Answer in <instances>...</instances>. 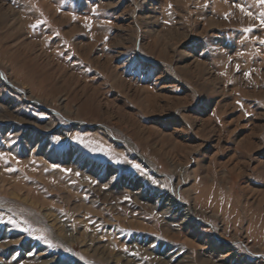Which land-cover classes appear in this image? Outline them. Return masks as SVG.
<instances>
[{
    "label": "rangeland",
    "instance_id": "obj_1",
    "mask_svg": "<svg viewBox=\"0 0 264 264\" xmlns=\"http://www.w3.org/2000/svg\"><path fill=\"white\" fill-rule=\"evenodd\" d=\"M261 14L0 0V264H264Z\"/></svg>",
    "mask_w": 264,
    "mask_h": 264
},
{
    "label": "bare ground",
    "instance_id": "obj_2",
    "mask_svg": "<svg viewBox=\"0 0 264 264\" xmlns=\"http://www.w3.org/2000/svg\"><path fill=\"white\" fill-rule=\"evenodd\" d=\"M1 54V53H0ZM5 54V53H4ZM3 56V55H2ZM13 56V55H12ZM4 57V56H3ZM9 58V57H8ZM12 59H10V61H11ZM19 61V60H18ZM6 65V64H5ZM9 67V66H8ZM18 67V66H17ZM20 67V66H19ZM22 67V66H21ZM0 76L2 77V79L3 80H7V81H9L8 80V77H7V75H6V73L3 71V70H1L0 69ZM14 76V75H13ZM15 79V78H14ZM12 80V79H11ZM13 81V80H12ZM17 83V82H16ZM29 94V93H28ZM31 94V93H30ZM30 96H33V95H30ZM33 98V97H32ZM35 100H37V101H39L40 99H38V98H35ZM196 151V150H195ZM192 152H194V151H192ZM197 189V188H196ZM200 191V193H199V195L196 197V202H185V203H183V204H185L186 206H185V209L187 210V214H188V216H190V214H191V212L192 211H195L196 210V205H197V203L198 204H202V203H204L205 201H206V198H205V191L203 190V189H200L199 190ZM174 198V197H173ZM177 201L179 202V203H182V201H180L179 199H177ZM179 203H176V202H174V201H172V200H168V202H167V205H169V208H171V209H174V210H176V208L177 209H179ZM193 213V212H192ZM186 217H187V215H186ZM248 224V223H247ZM251 227H252V229H253V234L254 235H256V236H262L263 234H264V220H262L261 219V217L260 216H258L257 218H256V220L251 224ZM226 228V227H225ZM227 229V228H226ZM223 231V230H222ZM224 234H226V233H224ZM242 234V233H241ZM236 235V234H235ZM244 235V234H243ZM232 236V235H231ZM234 236V235H233ZM240 236H242V235H240ZM247 236V235H246ZM226 239H228V238H226ZM234 239V238H233ZM232 240V239H231ZM251 241V240H250ZM250 241H248V242H250ZM250 244V243H249ZM253 248L254 247H256L255 246V244L253 243L252 245H251Z\"/></svg>",
    "mask_w": 264,
    "mask_h": 264
},
{
    "label": "snow or ice",
    "instance_id": "obj_3",
    "mask_svg": "<svg viewBox=\"0 0 264 264\" xmlns=\"http://www.w3.org/2000/svg\"><path fill=\"white\" fill-rule=\"evenodd\" d=\"M261 3H264V0H261ZM236 6L239 7L241 11H247L244 8L243 5H239L238 4ZM247 15H252V13L251 12H247ZM260 19H261V24H264V14H261ZM40 23H42V21H37L36 24L31 25V27L35 28ZM245 31H250V29H245ZM262 42H264V41H262ZM5 155H6L5 153H0V157H4ZM117 162H119V161H117ZM54 167H56V166L54 165ZM134 167H137L138 168L139 165H134ZM8 170L9 171H12V169H8ZM68 171H70V170H68ZM8 223L12 224L14 227H17V228L20 227L19 223L16 220L12 219L11 217H9ZM24 231H27V229H24ZM38 239H44V237L41 236V237H38ZM46 242L47 243H50L49 241H46ZM69 251H71V250H69Z\"/></svg>",
    "mask_w": 264,
    "mask_h": 264
}]
</instances>
